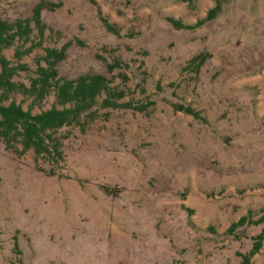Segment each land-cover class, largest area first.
Here are the masks:
<instances>
[{
  "label": "rangeland",
  "instance_id": "rangeland-1",
  "mask_svg": "<svg viewBox=\"0 0 264 264\" xmlns=\"http://www.w3.org/2000/svg\"><path fill=\"white\" fill-rule=\"evenodd\" d=\"M39 1L0 0V17L29 19ZM49 1L61 6L42 11V45L22 61L34 69L42 47L68 41L61 77L100 73L126 90L121 101L148 105L62 128L52 176L0 140V264H235L257 229H226L264 206V0H225L195 28L168 18L194 24L215 0ZM199 53V72L185 68ZM115 58L126 66L110 71ZM250 264H264V243Z\"/></svg>",
  "mask_w": 264,
  "mask_h": 264
},
{
  "label": "trees",
  "instance_id": "trees-1",
  "mask_svg": "<svg viewBox=\"0 0 264 264\" xmlns=\"http://www.w3.org/2000/svg\"><path fill=\"white\" fill-rule=\"evenodd\" d=\"M90 1L95 4V0ZM223 1L225 0H215V5L194 24H183L173 18L168 20L176 28L198 27L217 17ZM60 6L61 2L40 0L33 8L29 19L15 18L8 21L0 17V140L6 149H11L17 154L32 150L36 163L42 160L52 165L46 172L49 176L55 175L56 170L53 167H59L64 161L62 149L64 135L60 133L62 128L83 126V117L93 120L98 115V109L105 110L103 115L107 118L111 109L133 107L144 111L148 105L121 101L127 94L126 90L112 85L100 73L86 72L73 79L61 77L56 65L64 59L68 41L60 46L42 47L43 53L36 56L34 69L22 61L24 56L42 45L46 29L41 17L42 11H55ZM97 13L106 30L118 35L119 31L115 24L108 22L101 15L100 9ZM35 28L37 41L34 38ZM11 48H14L13 57L8 58L5 51ZM208 55V53L194 55L185 68L198 73ZM123 65L126 66L115 58L107 67L113 71ZM22 73L27 77L19 80L18 77ZM121 79L125 81L127 76L122 73ZM17 94L30 99L28 108L25 109L16 102L14 98ZM51 94L54 96L53 105L33 113L32 107L41 108ZM174 108L199 118V112L191 106L178 103L174 104ZM249 226L257 229V232L251 237L250 248L244 252H237L238 261L235 264H250L251 258L262 247L264 206L254 214L249 211L233 221L226 229V233L233 234L238 228Z\"/></svg>",
  "mask_w": 264,
  "mask_h": 264
}]
</instances>
